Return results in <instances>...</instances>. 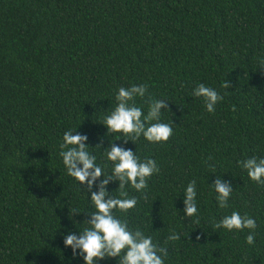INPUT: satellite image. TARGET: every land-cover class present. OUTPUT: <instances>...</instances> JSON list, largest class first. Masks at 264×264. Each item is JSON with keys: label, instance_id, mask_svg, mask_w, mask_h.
<instances>
[{"label": "trees", "instance_id": "trees-1", "mask_svg": "<svg viewBox=\"0 0 264 264\" xmlns=\"http://www.w3.org/2000/svg\"><path fill=\"white\" fill-rule=\"evenodd\" d=\"M201 83L224 96L213 113L192 95ZM141 84L145 115L152 98L169 104L165 143L125 144L103 125L119 88ZM67 130L88 136L105 176L101 141L156 160L147 200L129 185L138 203L115 214L168 249L164 264H264V185L240 166L264 158V0H0V264H85L64 244L95 211L59 155ZM217 176L233 187L224 209ZM192 180L199 223L183 211ZM233 211L256 220L253 245L249 229L214 227ZM171 230L181 238L167 241Z\"/></svg>", "mask_w": 264, "mask_h": 264}, {"label": "clouds", "instance_id": "clouds-1", "mask_svg": "<svg viewBox=\"0 0 264 264\" xmlns=\"http://www.w3.org/2000/svg\"><path fill=\"white\" fill-rule=\"evenodd\" d=\"M223 88L231 87L226 81ZM148 94V86L141 84L132 85L129 88L121 87L116 94V107L104 117L103 125L107 132L121 133L130 139H124L135 143L141 136L151 143H165L173 134V128L169 123L161 122L162 109L167 110L169 104L166 100L152 98L148 101V112L145 115L142 108L136 105L135 98H145ZM192 95L204 100L208 112H215L218 102L223 101L224 96L216 89L199 84ZM235 110V109H233ZM88 136L78 131L67 130L63 134V141L59 145V155L69 176L79 181L90 194V200L95 208L84 221L88 225L82 231H69L64 235V244L71 247L73 255L82 256L85 264H99L106 258H118L117 264H164V258L168 256V249L153 242L151 236H146L140 229H130L125 219L118 217L115 212L127 213L136 207V197L129 198L125 191L131 186L137 192L143 193L147 200L145 189L148 188V180L160 172V167L155 159L145 158L141 160L130 148L116 143H109L104 148L103 141L96 147L104 150L108 161L112 162L111 174L105 176L104 169L97 164L96 155L88 151ZM214 167V165H209ZM240 166L247 171L249 178L264 185V158L256 156L240 161ZM99 181V183H97ZM110 182L119 183V196H113L108 190ZM217 193L216 199L221 209L229 207V199L233 192L230 181L217 176L211 184ZM95 189V190H94ZM196 181L189 182L184 194V213L186 218L196 216L199 223L198 208L196 203ZM79 212L73 209V215ZM216 229L228 231L244 229L251 230L246 237L249 245L255 243L256 220L248 215H241L233 211L214 224ZM181 237L174 230L167 237V241H176Z\"/></svg>", "mask_w": 264, "mask_h": 264}]
</instances>
